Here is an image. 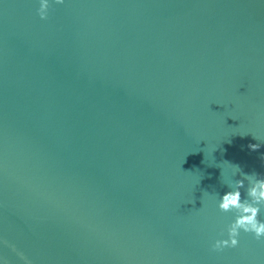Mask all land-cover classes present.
I'll return each mask as SVG.
<instances>
[{
    "label": "water",
    "instance_id": "obj_1",
    "mask_svg": "<svg viewBox=\"0 0 264 264\" xmlns=\"http://www.w3.org/2000/svg\"><path fill=\"white\" fill-rule=\"evenodd\" d=\"M39 7L0 0V264H264L212 247L264 176V0Z\"/></svg>",
    "mask_w": 264,
    "mask_h": 264
},
{
    "label": "clouds",
    "instance_id": "obj_2",
    "mask_svg": "<svg viewBox=\"0 0 264 264\" xmlns=\"http://www.w3.org/2000/svg\"><path fill=\"white\" fill-rule=\"evenodd\" d=\"M55 3L63 4L64 0H55ZM48 9L49 0H40L38 14L42 20L47 19ZM249 147L251 150L256 151L260 148V145L252 144ZM236 167L240 169L239 166ZM244 180L249 182V187L246 193L247 198L242 200L240 189L244 187ZM191 203H194V200ZM261 206H264V176L256 173L244 174V178L237 180L232 190L221 197L218 205L219 209L222 212L235 211L236 216L228 227V238L216 240L212 246L213 250L220 251L224 248L237 247L241 230L245 233L254 234L256 240L264 238V221L258 218Z\"/></svg>",
    "mask_w": 264,
    "mask_h": 264
}]
</instances>
